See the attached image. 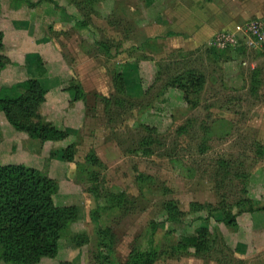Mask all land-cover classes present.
<instances>
[{"label":"rangeland","instance_id":"1","mask_svg":"<svg viewBox=\"0 0 264 264\" xmlns=\"http://www.w3.org/2000/svg\"><path fill=\"white\" fill-rule=\"evenodd\" d=\"M225 15L231 25L191 40L194 22ZM13 16L50 70L36 114L68 134L17 149L0 124V166L46 173L67 212L58 255L37 264H127L150 251L154 264H264V212L250 210L264 205V30L249 45L264 0H0L7 40ZM188 75L202 84L186 93Z\"/></svg>","mask_w":264,"mask_h":264},{"label":"trees","instance_id":"2","mask_svg":"<svg viewBox=\"0 0 264 264\" xmlns=\"http://www.w3.org/2000/svg\"><path fill=\"white\" fill-rule=\"evenodd\" d=\"M5 30L0 21V73L11 63L7 52L9 47L4 43ZM32 61L40 62L36 71L39 75L46 73L41 64V56L30 55ZM29 59V58H28ZM34 59V60H33ZM230 59L228 58L227 61ZM187 83L181 84L184 92H190L196 84H202L201 78L194 75L186 77ZM204 83V79L202 78ZM13 88L23 92L12 95ZM47 89L43 80L31 77L22 82L0 89V112L12 127L24 133L32 140L42 143L61 141L67 133L46 123L36 110L46 101ZM26 115L35 116L36 121L28 122ZM150 146V145H148ZM66 156L63 155L62 158ZM228 166V162H220ZM225 169V168H224ZM54 181L44 172L27 168L23 165L0 166V258L6 262L19 264H37L43 258H55L59 253V238L67 212L54 203ZM246 200L242 199V205ZM251 211H263L251 208ZM228 224L232 222L228 219ZM203 240L196 237L184 238L185 246H193L197 252L203 249ZM157 252L147 254L132 253L127 264H154Z\"/></svg>","mask_w":264,"mask_h":264},{"label":"crops","instance_id":"3","mask_svg":"<svg viewBox=\"0 0 264 264\" xmlns=\"http://www.w3.org/2000/svg\"><path fill=\"white\" fill-rule=\"evenodd\" d=\"M12 18L14 27L15 24L17 27L16 29H13L12 37L10 40H7V33L5 32L4 37V43L7 45L14 47L15 49L13 51H10L7 56L9 57L11 61V65H8L1 73H0V88L13 85L15 83L22 82L29 78V76H35L43 80V77L49 73V67L45 66L46 73L44 75H39L38 72L34 71V63L32 61V65H29V67L23 68L24 72H20L19 70H14L16 66H20L22 64L25 65L27 63L28 58L30 55L33 54H39L41 57L45 58V54H43L42 49V43H40V38L32 36L29 33V26L28 23L26 24L25 21L20 17L17 18V16H13ZM234 16L228 17V15L222 16V19L215 23H210L209 20L203 19L198 22H194L191 26L195 25L194 30L191 32L193 37H191V40H204L207 41L211 39L218 31V29H222L223 27H227L231 25V22L234 20ZM36 20V19H35ZM37 21V20H36ZM203 33H206L203 34ZM47 46V56L49 55V49L50 52L55 50L54 44L49 42L47 40V44H44ZM49 47V48H48ZM25 62V63H24ZM14 65V66H13ZM13 66V68H11ZM37 73V74H36ZM30 76V77H31ZM3 119L0 120L1 126L5 129H9L10 124L8 123L7 119L2 117ZM13 129V128H12ZM12 138L10 140L12 148L22 149L27 144V142L30 144V141H33L32 139L28 138V136L24 133L18 132L15 129H13L12 132ZM22 137V139H21ZM24 138H26L24 140ZM9 164V163H7Z\"/></svg>","mask_w":264,"mask_h":264},{"label":"built area","instance_id":"4","mask_svg":"<svg viewBox=\"0 0 264 264\" xmlns=\"http://www.w3.org/2000/svg\"><path fill=\"white\" fill-rule=\"evenodd\" d=\"M252 27H251V32H252V36L255 37L254 39H251V41L249 42L251 46H254L256 47V39L259 38L261 39L260 37H262L263 35V30H264V26L263 25V22L261 21H255L252 23ZM221 44H225V43H228V41L231 42V38L230 36H224L221 40Z\"/></svg>","mask_w":264,"mask_h":264}]
</instances>
